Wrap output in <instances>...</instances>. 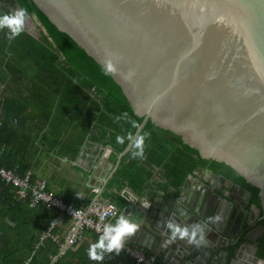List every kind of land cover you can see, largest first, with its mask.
Instances as JSON below:
<instances>
[{
    "label": "water",
    "instance_id": "1",
    "mask_svg": "<svg viewBox=\"0 0 264 264\" xmlns=\"http://www.w3.org/2000/svg\"><path fill=\"white\" fill-rule=\"evenodd\" d=\"M34 2L102 66L113 61L117 70L110 74L143 117L133 136L152 121L177 134L201 157L230 165L259 189L260 204L252 207L250 190L199 165L186 177L169 212L157 213L154 224L148 225L150 233L136 242L161 256L180 248L174 259L182 250L196 251L201 264L213 248L235 245L229 264H239L245 258L242 248L224 230L233 204L244 218H255L253 209H258L264 220V0ZM132 148L129 141L115 165L104 169L98 164L93 169L91 182L98 193ZM203 173L209 179L207 190L216 188L230 202L219 222L210 218L222 206L209 211L205 202L184 195L190 176L204 177ZM220 182L227 189H218ZM128 197L125 212L135 205V197ZM169 223L189 229L201 225L205 241L197 246L187 243V237H173ZM225 251L220 264H227L229 250ZM254 256L264 264V257Z\"/></svg>",
    "mask_w": 264,
    "mask_h": 264
},
{
    "label": "crops",
    "instance_id": "2",
    "mask_svg": "<svg viewBox=\"0 0 264 264\" xmlns=\"http://www.w3.org/2000/svg\"><path fill=\"white\" fill-rule=\"evenodd\" d=\"M5 2V0H0V9L12 11L21 7L13 1L14 7L8 9ZM42 30L44 28L35 15L29 14L23 31L19 35L25 37V32L38 40L41 38ZM6 33L7 29H0V118L6 117L10 130H16L14 133H17V146L5 145L3 149H0V162H7L6 165L17 163L14 168L4 165L10 169L32 171L34 178L47 181L48 190L78 207L88 205L99 195L102 200L113 201L110 200V196H105V192L108 191L114 200L122 203L118 206V212L112 223L121 215L130 216L138 222L139 229L128 239L131 243L139 245L136 240H143L146 234L150 233L148 225L154 224V216L160 211L166 215L172 208L185 180L179 187H175L171 182L160 177V167L157 166L146 187L141 191H136L129 184L120 188L110 187L109 183L116 171L113 176L105 179L104 190L100 191L101 193L96 192L97 188L91 182L92 171L98 164H101L104 169L107 168L106 165H115L117 156L114 157L113 148L92 138L94 128L90 122L91 114L87 111L83 112L82 99H79L77 103H72L68 98L60 99L54 96L53 91L57 83L51 76H47L50 71H47L40 63L38 53L29 50L23 52L17 49L21 46L17 37L10 40ZM29 40L27 39L26 43ZM198 176L197 174L190 176L184 195L186 198L189 195L190 201L200 202V204L205 202L209 211L214 206V208L222 206L218 212V215L222 217L225 206L230 203L229 200L215 187L214 191L207 190L209 179H204L206 178L204 173V177ZM199 182L203 185H199ZM217 187L227 189L222 182L218 183ZM175 190L176 192L173 193ZM128 195L135 197V205L125 212L124 208L129 202ZM251 203L252 207L259 206L257 201L251 200ZM138 209L140 210L137 215L135 213ZM253 210L256 211V216L249 220L240 214L237 204H233V209L226 221L225 236L229 240L237 241V246H241L245 256L243 259L240 258L239 264H261L254 254L264 257V246L261 245L264 225L259 222L260 211ZM209 214L210 212L208 216ZM69 225L70 220L62 217L58 225L61 235L66 233ZM94 235H96L94 232H87L86 238L77 244V247L82 244V256H88L89 245L97 239L93 237ZM160 246L161 243L157 249ZM234 246L213 248V251H210L204 258L205 264H220L226 252L225 249L229 250L227 254V264H229ZM144 249L152 252L146 247ZM167 251V256L154 252L163 264H201L199 262L201 255L196 251L189 253L182 250L178 259L175 258L176 260L174 255L181 249L172 251L168 249ZM113 264L126 263L116 260Z\"/></svg>",
    "mask_w": 264,
    "mask_h": 264
},
{
    "label": "trees",
    "instance_id": "3",
    "mask_svg": "<svg viewBox=\"0 0 264 264\" xmlns=\"http://www.w3.org/2000/svg\"><path fill=\"white\" fill-rule=\"evenodd\" d=\"M5 1H14L26 8L30 15H35L44 28L38 40L25 32V37L18 35L17 41L21 46L17 49L38 53L40 63L50 71L47 76H51L57 83L53 91L54 96L60 99L68 98L72 103L82 99L83 112L87 111L91 114L90 122L94 128L92 138L112 146L113 155L117 156L129 143L127 135L129 133L134 135L137 129L132 126L131 121H136L139 125L143 119L133 109L121 85L110 73L106 75L102 71L103 66L69 33L60 30L34 0ZM6 12L8 11H3ZM27 39H30L28 43H26ZM125 113L126 117L123 115ZM9 125L6 117L0 118V149L5 145L17 146V133H14L16 130H10ZM144 133L148 135L145 137L143 159L133 158L132 148L122 159L115 176L109 183L110 187L120 188L129 184L136 191H141L146 187L157 166L160 167L159 173L162 179L179 187L197 166H210L250 190L253 193L252 201L260 204L259 189L248 183L230 165L201 157L196 149L179 141L180 137L177 134L156 126L152 121L146 124L140 135ZM117 135L124 137L123 143L116 141ZM6 163L0 162L3 166ZM6 166L14 168L17 163ZM15 170L22 173L26 171ZM175 192L176 190L173 193ZM105 196H110V200L115 201L117 206L122 205L121 202L114 200L108 191L105 192ZM53 215L54 212L49 211L44 203L30 206L29 199H19L16 196V188L0 177V264H50L55 257L56 260L52 264H90L92 260L81 254L82 244L77 247V243L60 255V243L51 238L41 241V235ZM64 218L67 219L66 216ZM259 222L264 225L263 219ZM89 232L96 234L93 237L99 235L95 231ZM261 245L264 246V235ZM116 260L126 264H139L136 259L123 251L118 255L114 252L110 253L102 264H113Z\"/></svg>",
    "mask_w": 264,
    "mask_h": 264
},
{
    "label": "built area",
    "instance_id": "4",
    "mask_svg": "<svg viewBox=\"0 0 264 264\" xmlns=\"http://www.w3.org/2000/svg\"><path fill=\"white\" fill-rule=\"evenodd\" d=\"M0 177L16 188V196L19 199H29L30 206L44 203L49 211L54 212L48 227L41 235V241L51 238L60 243V255L83 241L87 232L95 231L100 234L104 225L112 223L118 212V206L114 202L102 199L92 201L88 205L75 206L48 190L47 181L34 178L30 170L22 173L0 164ZM95 191L98 192V188ZM64 216L70 220V225L62 237L57 231ZM121 251L136 259L139 264H163L156 253L148 252L142 246L131 243L128 238ZM109 254L105 252L103 261L92 260L90 264H102Z\"/></svg>",
    "mask_w": 264,
    "mask_h": 264
},
{
    "label": "clouds",
    "instance_id": "5",
    "mask_svg": "<svg viewBox=\"0 0 264 264\" xmlns=\"http://www.w3.org/2000/svg\"><path fill=\"white\" fill-rule=\"evenodd\" d=\"M28 15V10L24 7L0 14V29H7L6 34L8 39H14L23 31V26ZM116 70L117 69L111 59L107 60L102 68V71L106 75L115 72ZM123 115L125 117L127 116L126 113ZM131 124L133 127H138L136 121H131ZM147 135L148 133L136 136H133L130 133L127 135V140L131 142L134 149L131 153L133 158L139 157L143 159L144 143ZM116 141L118 143H123L124 137L117 135ZM76 194L79 196L78 193ZM210 219L213 220V222H216L220 221L221 217L217 215ZM139 227L140 225L138 222L131 219L130 216L125 215L117 217L114 223L105 224L96 241L90 244L87 249L88 259L101 262L104 260L105 252H114L118 255L124 246L126 238L133 236ZM168 227L171 230L173 237H187V243L189 244H196L198 246L201 242L205 241L204 229L201 225H193L189 229L187 226L173 227V225L169 223Z\"/></svg>",
    "mask_w": 264,
    "mask_h": 264
},
{
    "label": "flooded vegetation",
    "instance_id": "6",
    "mask_svg": "<svg viewBox=\"0 0 264 264\" xmlns=\"http://www.w3.org/2000/svg\"><path fill=\"white\" fill-rule=\"evenodd\" d=\"M14 3H13V1H9V2H5V6H8V9H10V8H13L14 7ZM3 11L4 10H2V9H0V14H3ZM8 12H10L9 10H7ZM206 167H209V168H211L210 166H206ZM212 169V168H211ZM214 170V169H213ZM215 171V170H214ZM215 172H217V171H215ZM217 173H219V172H217ZM221 174V173H220ZM223 175V174H222ZM225 176V175H224ZM252 199H253V197H252ZM264 235V234H263ZM263 235H262V237H263ZM262 237H261V244H262Z\"/></svg>",
    "mask_w": 264,
    "mask_h": 264
}]
</instances>
